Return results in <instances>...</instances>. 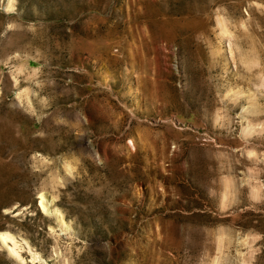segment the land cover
<instances>
[{"label":"rangeland","instance_id":"rangeland-1","mask_svg":"<svg viewBox=\"0 0 264 264\" xmlns=\"http://www.w3.org/2000/svg\"><path fill=\"white\" fill-rule=\"evenodd\" d=\"M3 231L0 264H264V0H0Z\"/></svg>","mask_w":264,"mask_h":264},{"label":"bare ground","instance_id":"bare-ground-1","mask_svg":"<svg viewBox=\"0 0 264 264\" xmlns=\"http://www.w3.org/2000/svg\"><path fill=\"white\" fill-rule=\"evenodd\" d=\"M40 205L43 207L42 201H40ZM13 238L14 237L9 232H7V231L0 232V239L3 240L6 243L8 241H11L13 245H11L10 249L12 251L16 252L14 245L17 244V243H15V241H14L16 239H13Z\"/></svg>","mask_w":264,"mask_h":264}]
</instances>
